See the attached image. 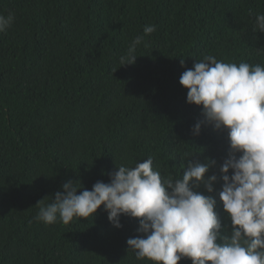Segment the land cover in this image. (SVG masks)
Returning a JSON list of instances; mask_svg holds the SVG:
<instances>
[{
    "label": "trees",
    "instance_id": "16d2710c",
    "mask_svg": "<svg viewBox=\"0 0 264 264\" xmlns=\"http://www.w3.org/2000/svg\"><path fill=\"white\" fill-rule=\"evenodd\" d=\"M10 13L0 32V264H153L128 251L142 235L137 218L121 215L117 229L101 205L67 225L36 219L63 183H80L79 194L148 157L165 179L215 161L213 192L193 190L216 200L228 234L227 132L202 124L192 134L202 106L186 103L179 79L207 55L264 66V33L253 30L264 0H0ZM148 25L156 31L144 35ZM138 35L134 64L121 66Z\"/></svg>",
    "mask_w": 264,
    "mask_h": 264
},
{
    "label": "clouds",
    "instance_id": "9594fccd",
    "mask_svg": "<svg viewBox=\"0 0 264 264\" xmlns=\"http://www.w3.org/2000/svg\"><path fill=\"white\" fill-rule=\"evenodd\" d=\"M14 16L0 15V32L11 26ZM254 31L264 33V13L254 17ZM156 31L145 26L144 35ZM137 36L120 65L134 64ZM181 67L184 60L181 59ZM179 84L187 89L186 103L202 106L203 119L191 129L199 135L202 124L227 132L229 151L219 168L223 181L219 199L231 222L222 235L214 211L216 200L194 188L204 185L213 192L215 174L205 179L215 161H189L182 177L165 179L148 157L134 166L120 165L110 182L97 181L91 190L67 181L50 203L39 201L38 221L69 224L89 218L103 205L113 227H122L120 216L137 218V235L126 243L137 260L153 264H264V66L247 62H224L212 55L196 60L182 72ZM231 170V175L229 171ZM191 182V183H190Z\"/></svg>",
    "mask_w": 264,
    "mask_h": 264
}]
</instances>
